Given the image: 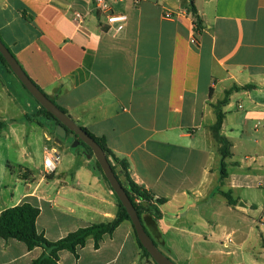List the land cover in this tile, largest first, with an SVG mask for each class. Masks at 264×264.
I'll return each mask as SVG.
<instances>
[{"label": "crops", "instance_id": "obj_1", "mask_svg": "<svg viewBox=\"0 0 264 264\" xmlns=\"http://www.w3.org/2000/svg\"><path fill=\"white\" fill-rule=\"evenodd\" d=\"M93 1L0 0V38L48 99L127 162L133 182L166 200L156 205L159 220L146 213L141 220L173 263L264 264V227L256 223L264 200V0H195L199 31L188 0H107L112 14L126 16L112 24ZM5 73L0 63V114L9 104L24 120L0 119V137L8 139L0 213L24 203L38 208L37 232L50 242L111 222L117 200L94 157L83 148L71 153L69 135L59 143L57 126L36 102L23 108L11 100ZM234 87L222 107V178L211 127L214 105ZM30 118L33 144L39 136L59 154L55 172L39 178L19 163L14 169L9 157L25 149L19 136ZM43 252L0 239V264H30ZM141 253L131 222L123 221L97 249L89 239L77 257L59 252L58 264H143Z\"/></svg>", "mask_w": 264, "mask_h": 264}, {"label": "trees", "instance_id": "obj_2", "mask_svg": "<svg viewBox=\"0 0 264 264\" xmlns=\"http://www.w3.org/2000/svg\"><path fill=\"white\" fill-rule=\"evenodd\" d=\"M188 1H189V13L193 17L197 31H199L201 29V19L199 18L197 10L194 6L195 0H188ZM2 43L4 44L3 41ZM0 63L3 65L6 71L13 74L1 55H0ZM33 84L44 94V92L34 82ZM248 88H251V86H245L242 89H248ZM237 89L239 88L234 87L231 90L226 91L224 99L221 101H218L216 105H214L216 122L211 127V131H212L214 140L219 144V152L222 158V162H221V177L222 178L226 176L223 160L228 155V142L223 137L220 136V130H221L223 120H224V113L222 112V107L227 104L230 93ZM46 97L48 98V96ZM57 108L67 115L66 110H64L63 108L59 106H57ZM39 111L42 115L51 119L56 126L59 124V122L50 113H48L43 107L40 106ZM3 127H4V123L0 121V133ZM81 129L89 137H91L101 147V149L105 153L113 172L115 173L119 182L124 186L125 192L127 193L131 203L136 209L137 214L140 217V220H141V215L144 213L150 214L154 220H159L160 212L156 209V205H162L166 202V200L163 198L154 197L153 194L147 191L143 186H140L136 184L135 182H133L128 173L127 162L125 160H121L117 158L107 148L105 141L103 139L95 137L86 128H81ZM81 146L87 152V154L92 156L91 149L88 146L84 144H81ZM95 167L103 175L101 168L96 161H95ZM224 195L229 204L231 205L234 204V201L231 199L229 194H224ZM116 200H117V213H116L115 218L111 222L95 224L89 227L80 228L74 232L67 234L65 237L55 242L48 241L42 233L37 232L36 220H37V217L39 216L38 208H35L28 203H24L22 205H18L12 208L5 209L0 213V239H3V240L15 239L17 241L23 242L29 250H32L35 247L42 248L44 251L42 255L38 257L37 259L33 260L30 264H58L59 252L68 251L71 254H73L75 257H77V254H76L77 250L83 247L86 241L89 239L93 240L94 247L97 249L104 235L112 234L113 231L119 226L121 222L130 221L126 210L123 208V206L121 205L117 197H116ZM141 223H142V220H141ZM144 230L146 231L145 228ZM137 243L141 251H143L144 256L147 258H151L149 254L147 253V251L142 247L138 239H137ZM154 245L157 247L155 243ZM152 262L153 264H156L153 260Z\"/></svg>", "mask_w": 264, "mask_h": 264}, {"label": "water", "instance_id": "obj_3", "mask_svg": "<svg viewBox=\"0 0 264 264\" xmlns=\"http://www.w3.org/2000/svg\"><path fill=\"white\" fill-rule=\"evenodd\" d=\"M0 55L9 66L16 79L22 84V86L32 96V98L59 122L54 133L57 137V141L59 143L66 141L67 136L69 134H72L73 140L72 144H70L71 153H78L80 148L82 147L81 144H84L91 149L92 156L100 166L104 177L110 185V188L120 201L123 208L126 210L138 241L147 251L151 259L156 264H175L154 245L152 239L144 230L136 209L134 208L127 193L125 192L124 186L119 182L115 173L113 172L108 159L101 147L91 137H89L71 118H69L65 113L59 110L57 106L53 102H51V100L48 99L33 84V82L23 71L22 67L17 62L15 57L6 48L1 40ZM88 157H91V155H88Z\"/></svg>", "mask_w": 264, "mask_h": 264}, {"label": "rangeland", "instance_id": "obj_4", "mask_svg": "<svg viewBox=\"0 0 264 264\" xmlns=\"http://www.w3.org/2000/svg\"><path fill=\"white\" fill-rule=\"evenodd\" d=\"M3 83H4V87H6L8 89V91L10 92V95L12 98L11 100H16L18 102V104H20L23 107V104L25 103V100H29L30 102H32L33 104H35V101L33 100V98L28 94V92L21 86V84L18 82V80L15 78V76H13L10 72L9 73H5L3 75ZM1 93V92H0ZM1 96V94H0ZM2 103L5 102L8 104L9 103V98H5L4 100L1 101ZM13 104V103H12ZM8 110L9 112L7 114H3V112H1L0 114V119H6L5 122L9 123V121L11 120V117L18 121L21 122L24 119L21 117V113L19 112H14L12 105L8 104ZM24 108V107H23ZM2 110V109H1ZM28 111H30V109H28ZM23 119V120H22ZM31 123H27L26 127L23 128L25 131L24 135H20L19 136V141L21 143L22 146H25L24 150H17V152H13L12 155H9L10 159H11V165L14 167V169L17 168L18 163L20 165H22L23 167L29 168L32 170L33 174H35L36 178H39L41 176V174H39L40 171H43L42 168V151H43V146L44 145H49L46 146V148L50 147V143L46 144L43 139L39 136L37 137V140L34 141L36 142V144H33V141L31 139L30 136V128H36V124H35V119L30 118ZM26 120V119H25ZM27 121V120H26ZM29 121V122H30ZM40 131V130H39ZM23 136V138H22ZM55 135H53L54 137ZM56 137V136H55ZM72 134H69V138L71 139ZM6 135H4L3 137H0V171L3 169V167H5V151L3 150V143L4 141L8 140L6 139ZM67 141V139H66ZM63 141V142H66ZM72 144V142H71ZM83 147H81L80 149H82ZM239 194L241 195V197L244 198V196L242 195H246L248 194V192L246 190H238ZM259 190H253L251 192V195L253 196L254 199H258V195L261 196V194L263 195V193H259ZM247 199V198H246ZM264 202V200H263ZM263 202H258L257 203V209L258 212L257 214H259V210L261 209ZM142 263L143 264H153L151 258H147L144 256L143 251H142Z\"/></svg>", "mask_w": 264, "mask_h": 264}, {"label": "built area", "instance_id": "obj_5", "mask_svg": "<svg viewBox=\"0 0 264 264\" xmlns=\"http://www.w3.org/2000/svg\"><path fill=\"white\" fill-rule=\"evenodd\" d=\"M93 7L96 12L104 15L108 24L112 23H125V15H115L111 13L110 5L107 0H94ZM164 18L171 19L173 18L172 14L166 13ZM74 20L79 26L83 22V16L80 13H76ZM59 163V154L55 149L44 148L43 150V175L47 176L55 172L57 165ZM262 190L264 192V182L261 184ZM258 226L264 227V202L260 209L259 216L256 220Z\"/></svg>", "mask_w": 264, "mask_h": 264}]
</instances>
